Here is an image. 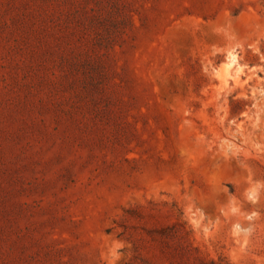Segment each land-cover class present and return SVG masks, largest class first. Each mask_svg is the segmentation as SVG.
Listing matches in <instances>:
<instances>
[{
    "label": "rangeland",
    "instance_id": "1",
    "mask_svg": "<svg viewBox=\"0 0 264 264\" xmlns=\"http://www.w3.org/2000/svg\"><path fill=\"white\" fill-rule=\"evenodd\" d=\"M134 207L264 264V0H0V264H127Z\"/></svg>",
    "mask_w": 264,
    "mask_h": 264
},
{
    "label": "trees",
    "instance_id": "2",
    "mask_svg": "<svg viewBox=\"0 0 264 264\" xmlns=\"http://www.w3.org/2000/svg\"><path fill=\"white\" fill-rule=\"evenodd\" d=\"M238 101L233 105H238ZM161 208L134 207L123 212L118 237L130 246L127 264H223L197 254L181 221H161Z\"/></svg>",
    "mask_w": 264,
    "mask_h": 264
},
{
    "label": "bare ground",
    "instance_id": "3",
    "mask_svg": "<svg viewBox=\"0 0 264 264\" xmlns=\"http://www.w3.org/2000/svg\"><path fill=\"white\" fill-rule=\"evenodd\" d=\"M232 63V62H231ZM231 63H229V64H231Z\"/></svg>",
    "mask_w": 264,
    "mask_h": 264
}]
</instances>
